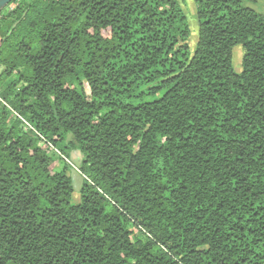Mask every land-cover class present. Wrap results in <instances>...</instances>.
<instances>
[{"label":"trees","instance_id":"16d2710c","mask_svg":"<svg viewBox=\"0 0 264 264\" xmlns=\"http://www.w3.org/2000/svg\"><path fill=\"white\" fill-rule=\"evenodd\" d=\"M193 1L0 12V264H264V16Z\"/></svg>","mask_w":264,"mask_h":264},{"label":"rangeland","instance_id":"374dc122","mask_svg":"<svg viewBox=\"0 0 264 264\" xmlns=\"http://www.w3.org/2000/svg\"><path fill=\"white\" fill-rule=\"evenodd\" d=\"M187 19L189 29H190V36H189V46L191 50H194L196 40H197V33H198V24L196 19V10H195V3L193 0H177ZM244 6L256 11L257 13L264 16V0H242ZM233 51V65L236 72L240 71V62L242 58L240 47L237 46L234 48ZM53 153V169L54 171H60L67 167V175L71 178L73 193L71 196V203L78 204L80 201V188L83 182V176L79 172V166L82 161V154L80 152H72L69 155V158H65L60 155L59 152L54 151Z\"/></svg>","mask_w":264,"mask_h":264},{"label":"water","instance_id":"95a60500","mask_svg":"<svg viewBox=\"0 0 264 264\" xmlns=\"http://www.w3.org/2000/svg\"><path fill=\"white\" fill-rule=\"evenodd\" d=\"M13 0H0V12L5 9Z\"/></svg>","mask_w":264,"mask_h":264}]
</instances>
